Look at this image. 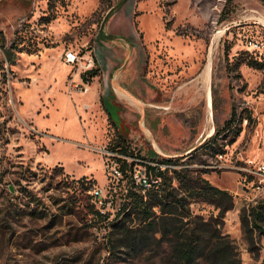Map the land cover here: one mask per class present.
<instances>
[{
  "label": "rangeland",
  "instance_id": "374dc122",
  "mask_svg": "<svg viewBox=\"0 0 264 264\" xmlns=\"http://www.w3.org/2000/svg\"><path fill=\"white\" fill-rule=\"evenodd\" d=\"M1 37L18 47L10 58L0 49V264H174L159 233L131 246L110 225L125 183L111 169L115 125L146 159L191 161L232 111L244 118L235 140L188 165L233 194L219 226L230 262L264 264V237L255 232L249 251L239 220L264 200V66H249L243 48L264 43V0H0ZM67 52L92 66L67 63ZM81 176L95 184L75 191ZM97 187L108 219L90 212Z\"/></svg>",
  "mask_w": 264,
  "mask_h": 264
},
{
  "label": "trees",
  "instance_id": "16d2710c",
  "mask_svg": "<svg viewBox=\"0 0 264 264\" xmlns=\"http://www.w3.org/2000/svg\"><path fill=\"white\" fill-rule=\"evenodd\" d=\"M57 3L63 5L65 0H47V8H54ZM15 47L18 46L14 42L7 46L3 37L0 38V49L4 57L10 58ZM23 50L30 53V49L23 46L16 51ZM246 54L250 57L246 62L249 66L263 68L264 60L253 58L248 52ZM96 74L97 70L94 68L82 73L81 77L86 80L87 76ZM110 93L111 97H115L112 91ZM99 100L111 119L104 104L105 97L100 95ZM243 119L237 112L232 111L229 118L217 127L213 134L189 152L193 155L191 161L183 160L186 157L184 155L146 159L133 152L126 137L114 124L116 134L108 146L110 151L116 154L112 157L118 164L120 181L124 180L125 183L120 189L124 190V193L120 194L122 202L114 218L116 221L110 222V225L116 228L125 243L131 246L143 245L146 234L159 233L156 244L159 246L162 241L168 242L169 257L174 264H232L219 226L223 225L225 213L234 207L233 194L213 185L205 178L203 174L207 170H193L188 164L193 161L204 163L206 160L203 155L216 157L224 153L225 146L239 135L241 126L238 123ZM139 165L144 167V170L140 171L146 178L145 182H138L133 178V171L138 169ZM72 181V189L75 191L78 189L77 184L84 186L85 190L95 184V179L87 176ZM87 197L91 201L87 202L92 215L108 219L106 207L110 201L104 198L105 209L101 212L102 209L96 206L90 193ZM194 202L209 204L217 213L204 219L191 210L190 205ZM132 217L138 218L139 221L135 228L126 224ZM239 220L249 243V251H253L254 233L258 232L264 237V200L243 206L239 211Z\"/></svg>",
  "mask_w": 264,
  "mask_h": 264
},
{
  "label": "built area",
  "instance_id": "2783aa9c",
  "mask_svg": "<svg viewBox=\"0 0 264 264\" xmlns=\"http://www.w3.org/2000/svg\"><path fill=\"white\" fill-rule=\"evenodd\" d=\"M243 48L254 58L256 59H264V43L259 42L255 38H248L245 43L243 44ZM66 62L69 64H77L80 67H91L93 64V61L91 58H88L86 60H83L80 62L78 56L72 52H67L66 53ZM112 173H119V177L121 176L120 171L116 166H113L112 168ZM262 169H264V166H262ZM133 178L135 181L137 179H146L143 173L139 169H134L133 171ZM147 180H146V185H147ZM94 198L96 199V206L101 208V212H104V195H103V190L100 187H97V194L94 195ZM108 205V203H107Z\"/></svg>",
  "mask_w": 264,
  "mask_h": 264
},
{
  "label": "bare ground",
  "instance_id": "6f19581e",
  "mask_svg": "<svg viewBox=\"0 0 264 264\" xmlns=\"http://www.w3.org/2000/svg\"><path fill=\"white\" fill-rule=\"evenodd\" d=\"M209 66H210V64H207V69H208V71H209ZM207 71V72H208ZM137 181L139 182V181H142V182H145V180L144 179H137ZM97 194V193H96Z\"/></svg>",
  "mask_w": 264,
  "mask_h": 264
}]
</instances>
